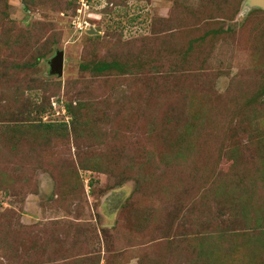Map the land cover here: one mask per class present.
<instances>
[{
  "label": "rangeland",
  "instance_id": "rangeland-1",
  "mask_svg": "<svg viewBox=\"0 0 264 264\" xmlns=\"http://www.w3.org/2000/svg\"><path fill=\"white\" fill-rule=\"evenodd\" d=\"M245 1L0 0V264H264Z\"/></svg>",
  "mask_w": 264,
  "mask_h": 264
},
{
  "label": "water",
  "instance_id": "water-1",
  "mask_svg": "<svg viewBox=\"0 0 264 264\" xmlns=\"http://www.w3.org/2000/svg\"><path fill=\"white\" fill-rule=\"evenodd\" d=\"M259 8L264 10V0H246L244 9ZM92 33V31H89ZM50 74L62 77L64 72V52L57 51L54 57L49 61Z\"/></svg>",
  "mask_w": 264,
  "mask_h": 264
},
{
  "label": "trees",
  "instance_id": "trees-1",
  "mask_svg": "<svg viewBox=\"0 0 264 264\" xmlns=\"http://www.w3.org/2000/svg\"><path fill=\"white\" fill-rule=\"evenodd\" d=\"M262 10V9H260ZM264 11V10H262ZM123 67V64L121 65L119 61H101V62H97L95 64L92 65V68H90L89 66H85L84 69H92L94 72L96 73H105L108 71H113V70H120L123 72V70L120 68ZM40 111V110H39Z\"/></svg>",
  "mask_w": 264,
  "mask_h": 264
}]
</instances>
